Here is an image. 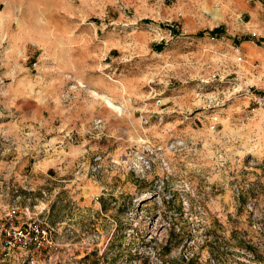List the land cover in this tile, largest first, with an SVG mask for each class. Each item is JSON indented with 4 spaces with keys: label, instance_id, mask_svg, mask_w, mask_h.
Masks as SVG:
<instances>
[{
    "label": "rangeland",
    "instance_id": "374dc122",
    "mask_svg": "<svg viewBox=\"0 0 264 264\" xmlns=\"http://www.w3.org/2000/svg\"><path fill=\"white\" fill-rule=\"evenodd\" d=\"M13 205L0 264H264V0H0Z\"/></svg>",
    "mask_w": 264,
    "mask_h": 264
},
{
    "label": "built area",
    "instance_id": "2783aa9c",
    "mask_svg": "<svg viewBox=\"0 0 264 264\" xmlns=\"http://www.w3.org/2000/svg\"><path fill=\"white\" fill-rule=\"evenodd\" d=\"M0 234L5 257L18 250L31 256L46 250L52 244L51 230L41 219L20 214L18 206L0 211Z\"/></svg>",
    "mask_w": 264,
    "mask_h": 264
},
{
    "label": "trees",
    "instance_id": "16d2710c",
    "mask_svg": "<svg viewBox=\"0 0 264 264\" xmlns=\"http://www.w3.org/2000/svg\"><path fill=\"white\" fill-rule=\"evenodd\" d=\"M222 31L221 27L214 28L210 33L211 34H219Z\"/></svg>",
    "mask_w": 264,
    "mask_h": 264
}]
</instances>
